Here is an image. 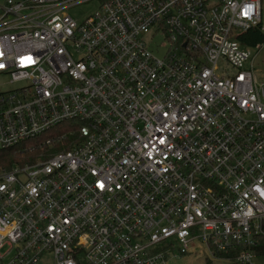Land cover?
<instances>
[{"label":"built area","instance_id":"2783aa9c","mask_svg":"<svg viewBox=\"0 0 264 264\" xmlns=\"http://www.w3.org/2000/svg\"><path fill=\"white\" fill-rule=\"evenodd\" d=\"M87 1L1 5L0 74L21 83L0 92V148L77 132L0 169V264H167L196 242L256 264L264 0H98L75 17Z\"/></svg>","mask_w":264,"mask_h":264},{"label":"trees","instance_id":"16d2710c","mask_svg":"<svg viewBox=\"0 0 264 264\" xmlns=\"http://www.w3.org/2000/svg\"><path fill=\"white\" fill-rule=\"evenodd\" d=\"M244 34L242 40L248 44H254L263 37L257 28H252ZM76 132V124L64 122L56 128L53 127L14 146L0 148V169L9 168L13 164L33 162L38 157L45 158L54 151L68 148L72 144ZM47 138L52 139L51 146L45 143ZM255 252L256 255L264 254V238L262 243L255 248Z\"/></svg>","mask_w":264,"mask_h":264},{"label":"rangeland","instance_id":"374dc122","mask_svg":"<svg viewBox=\"0 0 264 264\" xmlns=\"http://www.w3.org/2000/svg\"><path fill=\"white\" fill-rule=\"evenodd\" d=\"M20 1V0H15ZM5 0H0V13L1 5L4 4ZM98 5V0H89L87 2L80 3L73 8H70V11L75 17L79 19L85 17L89 13L93 12ZM156 42H165L162 35H158L155 38ZM166 47L161 48L157 53L162 54L165 52ZM255 70L258 78L264 81V52H260L257 56L255 63ZM21 82H12L9 80V77L4 74H0V92H8L15 89L20 85ZM36 158L35 160L39 159ZM34 160V161H35ZM208 257L211 260H208ZM167 264H230L229 261L225 259H217L209 255L206 246L200 242H196L190 248V251L185 254L170 255L167 258ZM256 264H264V254H257L255 257ZM43 264H50L49 257L46 256V261Z\"/></svg>","mask_w":264,"mask_h":264}]
</instances>
